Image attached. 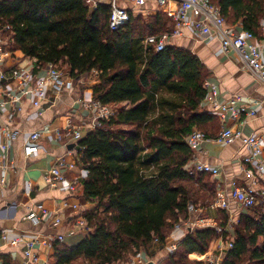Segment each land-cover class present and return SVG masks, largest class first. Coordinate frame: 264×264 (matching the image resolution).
Wrapping results in <instances>:
<instances>
[{
  "label": "trees",
  "instance_id": "16d2710c",
  "mask_svg": "<svg viewBox=\"0 0 264 264\" xmlns=\"http://www.w3.org/2000/svg\"><path fill=\"white\" fill-rule=\"evenodd\" d=\"M211 2L229 25L261 36L264 0ZM127 8L129 22L113 30L106 1L96 8L85 0L0 1V33L13 56L33 58L35 73L56 63L74 78L97 76L94 98L119 105L80 140L78 163L87 174L77 193L96 202L83 212L88 230L74 245L54 242L49 264H122L141 251L153 258L176 224L190 218L191 206L208 207L217 195L212 175L189 169L195 150L187 141L196 130L219 133L218 117L204 104L212 72L189 48L168 43L157 50L146 42L174 29L166 12ZM218 211L225 225L228 213ZM222 235L215 226H197L158 264H214L190 254L207 253ZM232 240L219 264H264V201L240 212Z\"/></svg>",
  "mask_w": 264,
  "mask_h": 264
},
{
  "label": "crops",
  "instance_id": "0c3cea01",
  "mask_svg": "<svg viewBox=\"0 0 264 264\" xmlns=\"http://www.w3.org/2000/svg\"><path fill=\"white\" fill-rule=\"evenodd\" d=\"M129 3L123 1L122 5L133 8L132 4ZM133 9L136 12L144 13L150 11L149 15H154L160 10L164 11L156 0H149L144 6ZM234 27L237 32L243 30L239 23ZM175 29L174 23V29L169 32L170 36L167 39V44L189 48L201 58L212 72L210 78L219 84L222 100L239 94L247 102L252 103L258 100L261 103L258 106L256 115L248 116L244 114L242 121L236 123L245 134L257 135L264 145V84L259 82L246 68L238 52L231 48H223L221 38L218 35L211 38H201L192 25L183 27L179 34H174ZM1 38L6 43L7 37H2L0 33ZM4 49L8 54L0 62L1 68L8 70L15 65H21L31 69L35 79L46 74L45 67L37 73L34 72L33 58L20 59V56H22L20 52L16 53L17 56H13L6 48ZM262 51L264 53V47ZM18 55L20 56L18 57ZM91 76L93 75L89 73L81 75L77 79V82L80 83H76L75 89L71 91L66 89L58 97H55L54 92L50 90L49 97L42 101L44 107L42 115L38 113V107L33 104V97L23 99V110L17 116V126L20 132L8 154L0 151V156L10 160L8 184L0 191V257H4L0 259L4 260L6 264H20L24 258L26 242L30 239L36 240L37 249L42 258L49 260L55 253L54 242L56 240L53 239L51 243L45 244L44 241L48 237L54 238L63 234L65 235L64 242L68 245H74L84 235L83 231L73 229L76 222L73 218L78 213L70 204L75 201L81 204L82 210H85L95 207L96 202L85 200L81 196L74 198L68 189V181L51 185L47 181V175L58 157L77 159L75 151L69 147L73 143V139L68 135L65 126L69 117L76 123L92 119V113L77 103L79 97L85 96L89 99L94 97L93 86L99 82V79L97 76L94 78ZM10 87H14V84L10 83ZM205 106L212 111L213 107L211 105L205 104ZM10 108L11 106H7L3 109L2 119L6 118ZM46 127L50 128L51 131L46 132L41 139L39 151L26 158L23 151L26 137L32 131L43 130ZM221 128L222 123L219 120L214 133L219 132ZM57 130L63 132V138L58 137ZM4 141L5 137L0 132V142ZM251 151V148L241 139H236L229 144H220L214 140H208L204 143L202 150L197 152V160L219 166L221 169L220 176H212V179L216 181L217 195L230 193L234 179L241 184L252 182L253 178L248 175V171L254 173L255 178H258L257 160L254 159L250 162L245 160L251 154ZM65 174L69 181L75 180L78 183L79 178L86 176L87 171L77 163L73 168L67 169ZM29 182L33 183L32 190L28 185ZM259 183L264 188V180H259ZM67 202L69 206L66 205ZM31 208H46L48 210L41 223L33 224L27 219L26 215ZM200 208H203L201 217L216 222L212 212L219 209L211 207V204L208 207ZM233 209L239 214L242 208L233 206ZM57 218L62 222L56 224ZM187 233L186 227L174 229L168 238L166 247L153 258L160 260L169 253L170 245L173 243L178 244ZM4 235L7 238H4ZM19 236L22 237L21 240L12 243V240ZM223 243L225 242L217 240L207 253L194 252L190 254V257L197 260L209 257L211 261L215 258L213 255L216 252L220 253L219 249ZM145 254L144 251H141L136 256L137 261L140 257L145 258ZM198 254L201 256L196 257L195 255Z\"/></svg>",
  "mask_w": 264,
  "mask_h": 264
},
{
  "label": "built area",
  "instance_id": "2783aa9c",
  "mask_svg": "<svg viewBox=\"0 0 264 264\" xmlns=\"http://www.w3.org/2000/svg\"><path fill=\"white\" fill-rule=\"evenodd\" d=\"M1 1V0H0ZM91 8H96L102 1L111 4L112 12L110 18V27L117 30L124 26L130 20V13L127 7L121 4L122 1L130 2L133 8L144 6L149 0H85ZM158 5L173 18L175 22L174 34H179L181 29L185 26L192 25L200 34L201 38H211L218 35L221 38L223 48L233 49L239 53L243 64L253 74V76L264 84V23L261 28V36L258 37L253 31L241 30L236 31L234 26L226 22L225 17L221 14L220 9L214 5L211 0H156ZM173 4V5H172ZM170 34L165 33L161 36L150 35L147 37V43L156 44V49L161 50L167 44V39ZM4 41L0 39V62H2L7 51L4 49ZM9 51V50H8ZM9 53H11L9 51ZM46 74L35 79V75L31 69L21 65L5 70L0 67V132L4 135L5 141L0 142V151L8 154L13 147V142L18 136L20 130L17 126L18 113L23 110V99L26 97H33V104L38 107V113H44L42 101L49 97L50 90L54 92L55 97H58L64 90L75 89L78 78H74L69 72L65 71L56 63H49L45 67ZM10 83L14 87H10ZM204 88L207 90V95L204 104H209L213 107L212 113L216 115L222 123V128L215 138L208 137L203 131L196 130L187 136V141L195 150V155L190 162L189 169L191 172H203L212 176L218 177L221 175L219 166L204 163L197 160V152L202 150L203 145L208 140H214L220 144H229L236 139H241L248 147L251 148V154L245 158L246 161L256 162V169L258 178H255L254 173L248 171V175L253 178L249 184H241L234 179L232 182V189L230 193H220L214 199L211 207L223 209L228 213V222H239V214L233 209V206L239 208L249 209L256 206L259 202L264 201V188L259 184V180H264V145L260 138L255 134H245L239 126L237 121H242L244 114L254 116L257 114L258 106L261 104L258 100L250 103L247 102L241 95H234L229 99L222 100L219 84L208 78L204 83ZM77 103L92 113L91 121L78 124L67 118L65 130L73 139L75 146L72 148L76 155L83 151L84 147L80 145V140L84 136V130L92 129L101 126L104 119L112 117L116 108L110 104H104L100 100L93 98L79 97ZM11 106L5 119H2L3 109ZM51 131L46 127L41 130H34L28 134L25 139L23 151L26 158L31 157L40 149V141L46 132ZM58 137L63 138V132L57 130ZM82 154V153H81ZM78 156L76 158L67 159L66 157H58L55 164L50 168L47 175V181L51 185L59 182L68 181V189L74 198L80 197L77 193V181L67 179L65 171L73 168L78 163ZM10 169V160L0 156V191H2L8 184V171ZM29 187L32 190L33 183L29 182ZM69 206V203H66ZM71 207L78 213L73 225L74 230L87 231V221L83 215L85 210H82L81 204L75 201L70 204ZM48 212L46 208L35 209L31 208L26 217L33 224L42 222L44 215ZM203 208L190 207V218L176 224L175 229L186 227L188 232L193 231L197 226H215L218 230L229 232L227 228H220L206 218L201 217ZM56 224L62 221L57 218ZM63 234L57 237H52L44 241L49 244L54 240L63 242ZM7 238L6 235L3 236ZM21 236L12 240V243H17L21 240ZM233 238H230L220 246L219 256L213 258L210 262L214 264L220 263L221 253L233 247ZM178 244L170 245V251L177 249ZM134 259L132 264H144L152 259L139 258ZM0 264H6L4 260L0 259ZM20 264H49V260H44L39 250L37 249L36 240L30 239L26 242L24 258ZM86 264H92L87 262Z\"/></svg>",
  "mask_w": 264,
  "mask_h": 264
},
{
  "label": "rangeland",
  "instance_id": "374dc122",
  "mask_svg": "<svg viewBox=\"0 0 264 264\" xmlns=\"http://www.w3.org/2000/svg\"><path fill=\"white\" fill-rule=\"evenodd\" d=\"M123 2V1H122ZM122 2H121V4H122ZM130 4V3H129ZM128 4V5H129ZM130 6V5H129ZM149 12L150 11H148V12H146V13H144L145 15H149ZM232 26H234V25H232ZM2 37H5V36H2ZM63 69L65 70V71H67V69H65V67H63ZM91 77H95L94 75L93 76H91ZM119 106V105H118ZM118 106H115V105H113L112 107L113 108H115V107H118ZM88 121H91V120H88ZM88 121H86V122H88ZM78 124H81V123H83V122H81V121H79V122H77ZM87 129V128H86ZM246 211H248V209H244V208H242L241 209V212H246ZM212 215L213 216H215V220H216V222H215V224H216V226H218V227H222V228H227L228 230H229V232H224V231H221V233H223V235L222 236H220L219 238H217L216 240H215V242L218 240V241H223V242H226L228 239H229V237L230 238H233V237H235V234H236V222H232V223H229L228 221H227V223L225 224V225H220L219 223L221 222V215H220V211H218V210H215V211H213L212 212ZM229 220V219H228ZM260 239H262V237L260 238ZM145 252V251H144ZM170 252V251H169ZM146 253V252H145ZM158 253H159V251H158ZM146 256H145V258L143 257V259H154V258H152V257H150V256H148L147 255V253L145 254ZM213 256H215V258L217 257V256H219V252H216ZM136 258V256L133 258H131V260L130 261H127V262H123L122 264H132L133 263V260ZM140 258H142V257H140ZM205 259V261L206 262H210V260H209V257H206V258H204ZM204 259H202L203 261H204ZM154 260H156V259H154ZM200 260V259H199ZM77 264H85V262H83L82 260H78L77 261Z\"/></svg>",
  "mask_w": 264,
  "mask_h": 264
},
{
  "label": "water",
  "instance_id": "95a60500",
  "mask_svg": "<svg viewBox=\"0 0 264 264\" xmlns=\"http://www.w3.org/2000/svg\"><path fill=\"white\" fill-rule=\"evenodd\" d=\"M75 146V144L74 143H72V144H70V148H73ZM159 263V260H154V259H152V260H150V261H148V262H146V263H144V264H158Z\"/></svg>",
  "mask_w": 264,
  "mask_h": 264
},
{
  "label": "bare ground",
  "instance_id": "6f19581e",
  "mask_svg": "<svg viewBox=\"0 0 264 264\" xmlns=\"http://www.w3.org/2000/svg\"><path fill=\"white\" fill-rule=\"evenodd\" d=\"M195 256H196V257H200L201 255L198 254V255H195Z\"/></svg>",
  "mask_w": 264,
  "mask_h": 264
}]
</instances>
